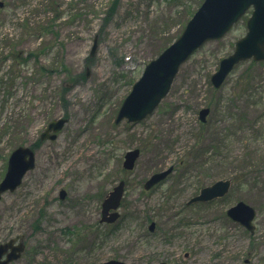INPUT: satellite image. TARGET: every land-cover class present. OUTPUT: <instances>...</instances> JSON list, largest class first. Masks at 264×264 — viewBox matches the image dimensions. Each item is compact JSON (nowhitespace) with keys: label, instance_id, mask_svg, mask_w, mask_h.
<instances>
[{"label":"rangeland","instance_id":"1","mask_svg":"<svg viewBox=\"0 0 264 264\" xmlns=\"http://www.w3.org/2000/svg\"><path fill=\"white\" fill-rule=\"evenodd\" d=\"M112 1L0 0V180L14 148L33 145L50 121L67 119L54 141L34 150L35 169L1 196L0 244L16 236L25 243L10 264L114 257L124 264H264V62L237 65L219 89L209 80L244 37L250 11L191 54L149 116L115 125L145 66L203 0H118L106 23ZM205 107L202 134L198 111ZM210 139L217 154L192 161ZM132 148L140 156L126 172L122 157ZM244 151L250 159L238 161ZM169 167L164 182L143 191L148 177ZM235 177L223 199L185 205L201 187ZM122 180L120 218L101 225V201ZM239 201L256 209L253 235L225 215ZM149 222L156 224L152 233Z\"/></svg>","mask_w":264,"mask_h":264},{"label":"water","instance_id":"2","mask_svg":"<svg viewBox=\"0 0 264 264\" xmlns=\"http://www.w3.org/2000/svg\"><path fill=\"white\" fill-rule=\"evenodd\" d=\"M248 9H252V11L246 22L247 32L244 38L235 43L234 52L219 63L218 70L210 78L211 83L213 87L219 88L233 70V67L239 62L251 58L255 62L264 60V0H203L200 8L192 15L177 40L145 67L142 76L134 83L129 96L121 104L115 123L123 118H127L129 122L141 121L147 114H150L161 99L167 95L179 66L186 61L191 53L207 41L223 38V35L232 28V25ZM96 46L97 43L94 40V46L91 50L92 55ZM199 113L200 121L204 122L205 117L208 115V109L205 108ZM64 122V120H58L50 123L41 135V139L48 135L50 130L55 132L60 129ZM49 138L54 139L55 136H49ZM138 155V150L128 152L124 157V169L131 171ZM33 161L34 156L29 148L23 146L13 150L7 162L5 177L0 182V195L7 190L14 191L17 185L20 184L24 173L34 167ZM171 171L170 168L163 173L154 174L146 181L144 188L149 189L154 184L164 180L165 176ZM123 187L124 181L115 186L103 201L101 223L102 221L112 223L118 218L117 213H109V211L119 206L123 195ZM229 188L230 180L216 182L201 189L198 196L190 199L188 204L198 201L207 202L219 198L225 195ZM60 195L61 198L65 196L63 191L60 192ZM227 216L253 233L254 208H250L241 202L231 207L227 211ZM153 229L154 224H151L149 230L152 231ZM16 241L14 239L0 245V264H8L20 257L24 251V245L22 242L14 245ZM7 250L10 252L7 253L6 259L1 261ZM104 264L121 263L110 261Z\"/></svg>","mask_w":264,"mask_h":264},{"label":"trees","instance_id":"3","mask_svg":"<svg viewBox=\"0 0 264 264\" xmlns=\"http://www.w3.org/2000/svg\"><path fill=\"white\" fill-rule=\"evenodd\" d=\"M117 2H118V0H113L112 1V3L110 4V6L108 7V11L106 12V16H104V21L105 22H107V21H109V19H110V17L112 16V14L114 13V11H115V7H116V5H117ZM240 119V121H242V120H244L245 118H239ZM239 121V122H240ZM237 122L238 121H236V119H232V117H230V119L228 120V123L229 124H237ZM205 127V126H204ZM202 128V134L205 132V128ZM222 136L223 137H227L226 135H224V134H222ZM222 137V138H223ZM222 138H221V140H222ZM202 143V138L197 142V144H201ZM35 144H39V142H36ZM207 149H206V151L204 152V153H202V154H200V152L202 151V149H203V144H202V146H201V150L200 151H198V150H196V154H194L193 156H192V158H191V160L193 161V160H196L197 158H199L201 155H207V154H211V152H213V151H215V154H217V151H218V145H217V142H216V140L214 141L213 139H210V140H207ZM198 148V147H197ZM196 148V149H197ZM236 156H238L236 159L239 161V160H244V159H246V160H249L250 159V154H249V151H244V152H241V153H239L238 155H236ZM224 161H227V159H223V162ZM232 181H239L238 180V177H235V178H232Z\"/></svg>","mask_w":264,"mask_h":264},{"label":"flooded vegetation","instance_id":"4","mask_svg":"<svg viewBox=\"0 0 264 264\" xmlns=\"http://www.w3.org/2000/svg\"><path fill=\"white\" fill-rule=\"evenodd\" d=\"M45 142V139H44V141H42V142H40L41 144L42 143H44ZM36 162V156H34V163ZM35 166H36V163H35ZM99 221H100V216H99V219H98V223H99ZM155 228H156V224H155ZM114 259H116L115 257L114 258H111V259H107V260H105V261H109V260H114ZM116 260H118V259H116ZM148 264V263H147ZM157 264V263H156Z\"/></svg>","mask_w":264,"mask_h":264}]
</instances>
